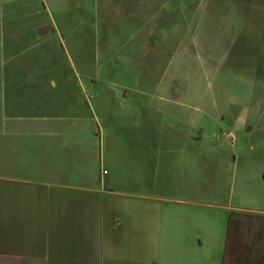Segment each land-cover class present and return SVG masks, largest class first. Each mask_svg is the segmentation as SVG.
<instances>
[{
  "label": "crops",
  "instance_id": "0c3cea01",
  "mask_svg": "<svg viewBox=\"0 0 264 264\" xmlns=\"http://www.w3.org/2000/svg\"><path fill=\"white\" fill-rule=\"evenodd\" d=\"M69 1L0 0V264H264V209L222 206L217 225L186 199L206 131L204 113L190 112L194 96L90 95L72 75L80 47L63 35L84 22ZM111 1L138 22L180 0ZM214 3L203 19L232 17L241 51L261 58L264 0ZM48 65L64 72L37 71ZM113 106L135 120L137 140L119 141L114 128L101 160L96 109L113 116Z\"/></svg>",
  "mask_w": 264,
  "mask_h": 264
},
{
  "label": "rangeland",
  "instance_id": "374dc122",
  "mask_svg": "<svg viewBox=\"0 0 264 264\" xmlns=\"http://www.w3.org/2000/svg\"><path fill=\"white\" fill-rule=\"evenodd\" d=\"M96 1V16L91 0H70L66 6L69 15L84 17L82 26L63 34L81 50L72 75L82 78L90 95L91 89L107 96L130 93L134 96L130 104L138 103L143 93L193 95L190 112L204 113L206 131L200 139L202 147L194 150L198 159V176L190 187L194 194L185 191L190 193L186 199L201 205L196 212L217 225L225 215L222 206L264 209V54L260 58L257 53L241 51L232 17L203 19L201 7L215 9L214 0H207L209 5L198 4L200 0L153 5L157 14L138 17V22L128 20L111 0ZM52 12L60 24L54 7ZM43 70L50 76L64 72L49 65L37 71ZM26 72L20 69V76ZM100 103L92 101L93 105ZM100 110L96 109L93 124L102 137L94 149L106 160L110 131L118 128L114 134L119 141H135L138 132L131 128L136 129L135 120H124L117 107L113 106V116ZM181 193L178 198L185 199Z\"/></svg>",
  "mask_w": 264,
  "mask_h": 264
},
{
  "label": "trees",
  "instance_id": "16d2710c",
  "mask_svg": "<svg viewBox=\"0 0 264 264\" xmlns=\"http://www.w3.org/2000/svg\"><path fill=\"white\" fill-rule=\"evenodd\" d=\"M230 226L232 225V220L229 222Z\"/></svg>",
  "mask_w": 264,
  "mask_h": 264
}]
</instances>
